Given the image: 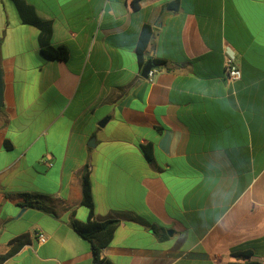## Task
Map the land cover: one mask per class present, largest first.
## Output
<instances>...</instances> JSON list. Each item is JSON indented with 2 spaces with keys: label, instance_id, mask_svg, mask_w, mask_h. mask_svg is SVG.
<instances>
[{
  "label": "crops",
  "instance_id": "obj_1",
  "mask_svg": "<svg viewBox=\"0 0 264 264\" xmlns=\"http://www.w3.org/2000/svg\"><path fill=\"white\" fill-rule=\"evenodd\" d=\"M25 1L68 57L46 56L39 29L0 0V255L31 235L0 264H94L72 219L110 218L101 258L113 264H230L245 251L264 264V0ZM145 24L152 81L137 57Z\"/></svg>",
  "mask_w": 264,
  "mask_h": 264
},
{
  "label": "trees",
  "instance_id": "obj_2",
  "mask_svg": "<svg viewBox=\"0 0 264 264\" xmlns=\"http://www.w3.org/2000/svg\"><path fill=\"white\" fill-rule=\"evenodd\" d=\"M24 24H29L37 27L40 31L38 41L42 52L52 58L64 60L68 57V52L65 47L54 46L52 43L53 24L50 20H44L39 17L35 8L28 4L25 0H12ZM178 2H171L166 5L164 12L169 10H176ZM154 35L153 27L145 24L140 32L137 43V57L140 67L146 63V54L148 47ZM162 63L160 60L154 61V64ZM145 156L149 161H153V147L152 144H145L142 146ZM83 199L82 204L88 208L89 217L94 216V199L92 195V184L90 180V172L86 169L82 177ZM30 206L39 207L38 202L30 203ZM119 219H106L103 221H87L81 222L77 219H72V228L84 239L88 240L94 253V264H113L111 261L101 258L102 251L111 243L115 231L118 227ZM31 242V235L24 233L11 239L8 243V250L6 253L0 255V263L7 260L14 255L20 248ZM251 256V252L245 251L235 253L234 257L244 262H232L230 264H260L257 262L246 261Z\"/></svg>",
  "mask_w": 264,
  "mask_h": 264
},
{
  "label": "built area",
  "instance_id": "obj_3",
  "mask_svg": "<svg viewBox=\"0 0 264 264\" xmlns=\"http://www.w3.org/2000/svg\"><path fill=\"white\" fill-rule=\"evenodd\" d=\"M155 72L156 69H152L148 73V79L150 81H152ZM225 77L228 81H237L242 77V71L235 61L234 54L230 51H226L225 55ZM37 237L40 243L47 241V236L43 232L38 233Z\"/></svg>",
  "mask_w": 264,
  "mask_h": 264
},
{
  "label": "water",
  "instance_id": "obj_4",
  "mask_svg": "<svg viewBox=\"0 0 264 264\" xmlns=\"http://www.w3.org/2000/svg\"><path fill=\"white\" fill-rule=\"evenodd\" d=\"M154 68V65H153V62H152V59L149 58L146 63L144 64L143 68H142V71H141V74L142 76L144 77H148V73L150 72V70H152ZM3 106V80H2V74H1V70H0V108ZM108 121V117L107 118H104L102 119L100 122H99V125L100 126H104ZM24 210V209H23Z\"/></svg>",
  "mask_w": 264,
  "mask_h": 264
}]
</instances>
